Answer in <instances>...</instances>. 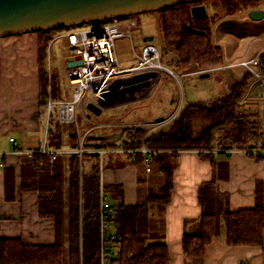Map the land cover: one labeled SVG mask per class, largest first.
<instances>
[{
	"label": "trees",
	"instance_id": "1",
	"mask_svg": "<svg viewBox=\"0 0 264 264\" xmlns=\"http://www.w3.org/2000/svg\"><path fill=\"white\" fill-rule=\"evenodd\" d=\"M211 1L154 12L160 29L161 60L168 53H173L172 65L189 68L188 73L223 63L222 50L211 42V28L205 24L212 16H191L192 7L206 6ZM216 1L223 16L264 6V0ZM187 26L194 32H190ZM72 29L75 28L56 31ZM52 33H36L40 39L39 115L44 121L47 101L55 102L58 88L57 79L46 71L43 61ZM258 59L259 64L255 69L264 76V52L259 53ZM191 67L194 69L191 70ZM252 78L254 75L249 71H241L237 79L224 83L220 95L180 105L176 114L163 126H122L119 140L108 135L90 134V131L83 135L89 127L83 116L77 118L76 125H62L58 122L57 109L52 108L47 118L48 148L78 149L79 138L82 137L83 150L122 151V154L130 157V163L149 169L147 177L141 180L147 188L145 202L118 206L119 211L112 222L107 242L111 262L168 264L166 244L148 242L149 215L153 207H164L169 202L173 189L172 164L177 162L179 152L195 151L202 158H209L214 153L228 155L232 151H245L246 155L257 161L264 159L262 152L253 153L254 149L264 150V125L257 111H251L245 102V93ZM81 125L85 126L83 131ZM142 149L148 152L144 153ZM101 159L98 153H83L81 159L77 156L51 159L37 150L31 156L20 155V190L37 194L39 216L54 220L55 242L53 245L30 246L19 239H1L0 264H100V198L104 196L110 203L122 200L121 187L101 185ZM85 164H88L87 168ZM227 175V165L217 164L211 180L198 188L201 212L194 221L193 229L184 231L182 238L186 264H199L206 246L217 237L227 246L262 245V191L256 189L252 209L230 211L227 195L217 187V181L227 178ZM14 185V170L6 167L4 194L7 200L14 197Z\"/></svg>",
	"mask_w": 264,
	"mask_h": 264
},
{
	"label": "crops",
	"instance_id": "2",
	"mask_svg": "<svg viewBox=\"0 0 264 264\" xmlns=\"http://www.w3.org/2000/svg\"><path fill=\"white\" fill-rule=\"evenodd\" d=\"M255 9L264 11V6ZM138 17L140 20H133L139 25L142 21L153 20L149 13ZM61 33L63 32L52 33L51 41L60 38L65 43L63 37H58ZM148 36L151 35L149 33L143 35L144 45L147 42L144 39ZM125 40L118 39L115 43ZM50 45L51 43L48 45L49 63ZM65 46L67 55L64 64L67 70L71 61L66 43ZM39 48L40 39L36 33L0 38V164L2 165L0 166V240L19 239L24 245L30 246L53 245L55 242L54 220L39 216L37 194L20 190V154H16V150L25 152L39 149L45 135V121L39 115ZM134 63L120 67L128 68ZM49 74L58 82L55 102L70 101L75 84L64 80L61 82L59 75L52 71H49ZM156 87L157 85L149 90L146 88L144 92L136 90L132 96L97 105L100 111L96 113H91L87 109L85 121L89 120L91 115L100 116L103 110L111 114L131 104L136 105L142 99H148ZM54 107L57 109L56 106ZM80 116L82 115L78 112L76 118ZM158 116L153 117L159 118ZM130 122L122 125L151 124L141 120ZM105 126L101 123L98 125V127ZM94 130L91 131L88 127L83 135L88 131L91 134ZM108 136L118 140L121 138L120 131ZM10 139H13V142H10ZM100 156L101 185L119 186L122 190V200L111 203L117 207L144 203L147 198V188L146 183L141 180L148 175L149 171L146 167L130 163V157L122 154V151L102 152ZM177 162L173 169V189L169 202L164 207H153L149 215L148 242L166 244L168 264H186L182 251L183 233L193 229L194 221L200 215L198 188L200 184L211 180L217 164H226L228 167L227 178L219 179L217 187L220 192L227 195L230 211L252 209L255 205L256 189L262 191L264 206V159L257 161L242 152H231L228 155L214 153L209 158H202L198 152L181 151L178 153ZM120 163L125 165L122 166ZM6 167L13 168L15 174L12 200H7L4 194ZM87 167L88 164L85 165V168ZM199 264H264V237L262 245L259 246H227L220 237L214 238L206 246Z\"/></svg>",
	"mask_w": 264,
	"mask_h": 264
},
{
	"label": "rangeland",
	"instance_id": "3",
	"mask_svg": "<svg viewBox=\"0 0 264 264\" xmlns=\"http://www.w3.org/2000/svg\"><path fill=\"white\" fill-rule=\"evenodd\" d=\"M205 7L207 15L212 16V18L206 20L205 24L206 26L208 25V28H211V42L215 47H219L222 50L223 63H233L253 57L259 58V53L264 52V19L260 21L251 20L248 18L249 10L223 16V11L216 0L211 1ZM143 15H146V13L137 15L136 17L132 16L133 18L131 19L140 20L138 16ZM149 15L153 20L148 22L140 21L141 24H138L137 27L131 30L132 45L136 53H139L144 46L143 35L149 33L154 38L151 43L159 51L161 64L170 68L176 78L164 74L159 80L156 89L152 91L151 96L148 99H142L136 105L131 104L111 114L105 113L103 110L100 116L91 115L90 119H87V126L91 128V131L95 129L93 134L112 135L115 131H121L122 124L136 120L153 124L156 119L153 117L154 115H159L158 117L168 120L158 125L147 124L145 126H163L176 114L180 105L185 106L194 101H205L217 97L220 95L224 83L233 80L231 77L220 73L215 80H212L209 76L207 78H200L199 75L193 74L194 72L188 73L189 68H178V66L172 65L175 57L173 53H168L165 59L161 60L162 44L160 42L158 17L156 13H149ZM50 43V63L49 65L47 63L46 50L44 58L45 69L48 72L57 73L61 82L63 80L68 81L66 77L67 70L64 64V59L67 55L65 43L60 38L52 40ZM114 51L118 58L119 66L122 67L135 62L130 40L116 42ZM193 69L191 67V70ZM241 71H244V68H235L236 79L238 78V73ZM245 102L251 111H257L260 122L264 125V76L259 78L254 76L251 79L250 87L245 93ZM100 123L106 126L98 127ZM84 129L85 126L81 125V131ZM260 151L263 150L258 151V149H254L253 153ZM232 152H242L245 154V151ZM177 163H173L172 167H176Z\"/></svg>",
	"mask_w": 264,
	"mask_h": 264
},
{
	"label": "built area",
	"instance_id": "4",
	"mask_svg": "<svg viewBox=\"0 0 264 264\" xmlns=\"http://www.w3.org/2000/svg\"><path fill=\"white\" fill-rule=\"evenodd\" d=\"M138 24L131 18L112 19L98 23H91L75 27L69 31H62L58 37H63L68 46L70 61H81L80 66L67 69V80L75 84L71 99L68 102H54L48 99L46 106V119L44 124V139L37 151L57 157L77 156L81 159L83 153H98L103 151L83 150L82 137L79 138L78 149H50L46 143L47 118L54 106L57 107L58 121L61 124H77V113L86 118L87 104L100 105L119 98L134 95L136 90L144 92L146 88H154L161 77L166 74L172 78L176 76L170 68L161 64L157 47L151 42H146L139 53H136L131 42V30ZM118 39L130 40L132 54L135 63L131 67L121 68L115 55V41ZM47 63L49 65V46L47 48ZM259 64L258 58H250L233 63H221L217 67L207 68L194 72L195 75L208 74L215 80L219 73H223L233 80L236 79L235 68L241 67L249 71L255 77H261L256 71ZM168 120V119H167ZM164 120V121H167ZM158 125V124H151ZM13 142V139H10ZM259 151V149H258ZM142 152L148 151L142 149ZM264 154V150L260 151ZM34 151H19L16 154L31 156ZM0 166H2L0 164ZM147 171L149 169L147 168ZM119 207L112 205L104 196L100 198L99 221H100V264H117L111 262L107 253V242L112 230V222L115 220Z\"/></svg>",
	"mask_w": 264,
	"mask_h": 264
},
{
	"label": "water",
	"instance_id": "5",
	"mask_svg": "<svg viewBox=\"0 0 264 264\" xmlns=\"http://www.w3.org/2000/svg\"><path fill=\"white\" fill-rule=\"evenodd\" d=\"M202 1L205 0H0V38L70 29ZM205 15L206 9L203 5L191 8L193 18ZM248 18L260 21L264 19V11L249 10ZM187 29L194 32L189 26ZM152 40L153 36L144 39L147 42ZM80 65L81 61L78 59L70 62L68 68ZM207 77L206 73L200 74V78ZM86 108L91 113L100 111L99 106L93 103L87 104ZM164 120L159 117L154 123L160 124Z\"/></svg>",
	"mask_w": 264,
	"mask_h": 264
},
{
	"label": "flooded vegetation",
	"instance_id": "6",
	"mask_svg": "<svg viewBox=\"0 0 264 264\" xmlns=\"http://www.w3.org/2000/svg\"><path fill=\"white\" fill-rule=\"evenodd\" d=\"M204 7H205V5H203ZM206 9V8H205ZM206 14H207V12H206Z\"/></svg>",
	"mask_w": 264,
	"mask_h": 264
}]
</instances>
